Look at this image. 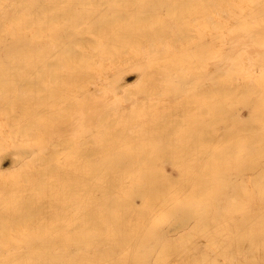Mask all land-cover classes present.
Masks as SVG:
<instances>
[{"label": "rangeland", "instance_id": "rangeland-1", "mask_svg": "<svg viewBox=\"0 0 264 264\" xmlns=\"http://www.w3.org/2000/svg\"><path fill=\"white\" fill-rule=\"evenodd\" d=\"M18 1L4 4L8 19L23 14L36 24L46 18L40 6L70 21L77 2ZM85 3L78 10L84 21L109 16L118 38L140 53H42L40 67L37 53L1 51L0 79L12 83L0 86L2 133L8 146L16 142L14 151L36 148H20L30 153L18 159L1 133L0 150L15 165L0 163V264H264V58L251 60L261 67H240L231 53L198 51L209 5L243 11L252 24L264 16V0H110L106 11ZM182 24L194 43L174 45L175 53L151 49L180 38ZM150 64L160 65L161 72L153 68L160 79L140 73ZM205 65L213 66L210 75ZM109 68L110 78L128 72L117 102L118 81L103 98ZM59 72L67 76L62 84ZM140 86L150 94L129 93ZM100 94L101 108L89 113ZM63 118L72 119L70 136L48 140Z\"/></svg>", "mask_w": 264, "mask_h": 264}, {"label": "bare ground", "instance_id": "bare-ground-1", "mask_svg": "<svg viewBox=\"0 0 264 264\" xmlns=\"http://www.w3.org/2000/svg\"><path fill=\"white\" fill-rule=\"evenodd\" d=\"M33 1H35V0H19L17 4L21 5L22 2L26 3V2H33ZM94 1L98 2L99 5L102 6V10L106 11L110 7V0H94ZM6 2H11V0H0V54H2L1 51H3L4 49L7 50L9 48H17L18 50L16 53H37L36 55L39 58L38 59L39 66L43 67L42 53H65L66 56H68V57H75L79 53H140L139 49H138L139 46L129 47V46L125 45V43L123 42V40H121V38H118V35H117L118 23L115 20L111 19L109 16L104 18L103 19L104 21H102V23H97V21H98L97 19H89V20H87V22L83 20V18L79 15L78 10H80L79 6H81V7L83 5L89 6L87 3H85V2H88V0H79V1L77 0V2H75L76 4L74 6L69 7L68 10L72 14V19L70 21H68L66 18V12L65 13H55V14L49 16L50 15V13H49L50 7L48 5L40 6V8H41L40 10L43 12V14L46 16V18H45V21L43 23H38V24H36L35 22H32L29 18L25 17L23 14L12 16V18L9 20L8 19L9 15L6 13V7L4 6V4ZM235 8L239 9L240 12L243 10V8L241 6H237ZM208 9L210 10V13L207 14L209 20L204 22L206 27H204L202 30L201 44L198 47V51L200 53H213V54L218 53L217 56H219L220 58L227 57L231 53L232 57H234V59L236 60L237 64H239L240 67H247V66H249V64L255 63V60L259 57L264 58V16H262L261 20H258L256 22L250 24L244 18V15L242 14L243 11H242V13L235 15L233 13H228V11L225 9L224 6L213 7V6L209 5ZM230 16L237 17V19L235 21H232V22L227 21L225 19V17H230ZM181 26H182V28H181L182 30H181L180 38L175 39V36H173L175 40H172L171 42H167V43H166L165 39L162 38L159 41H157L156 43L149 44L151 49L154 48L156 45L160 44L161 48H164L165 53H175L173 51L174 45H178V46H181L183 48H186L188 45L194 43L195 42V37H194L195 34H194V31H192V28L190 26L184 25V24H182ZM50 35H52V36H50ZM57 36H61V37H57ZM52 38H54V39H52ZM50 41L54 42L52 44V46L49 44ZM185 44H188V45L184 46ZM254 56H256V57H254ZM123 57H125V56H122L120 59H122ZM253 57L255 58V60H254V62H251V60H253ZM160 58H162V57H160ZM218 59H216V60L219 61ZM223 59H225V58H223ZM127 60L130 61V59H127ZM111 61H113V60H111ZM225 61H227V60H225ZM114 62H115V60L113 61V64H114ZM122 62L125 65L124 59L121 60V64H122ZM145 62H146V60H145ZM147 62H148V60H147ZM230 62L232 64V61H230ZM260 62H262V61H260ZM207 63L212 65L213 63H216V62H213V63L207 62ZM256 63L259 64L258 61ZM56 64L58 66H63L64 62L59 61ZM105 64L109 65L110 63L106 62ZM228 64H230V63H228ZM257 64H255V65H257ZM150 65L151 66H149L148 69L145 70V68H144V70L142 69L143 72L140 71V73H144L142 75L148 76L152 72L154 74V76L152 74H151L152 77H151V75H149L150 79L152 80V78H155L158 80V78H159L158 75L161 74V73L157 74L158 71L160 70V65H158L159 67H157L156 65L153 66L152 64H150ZM233 65H234V61H233ZM251 65H253L255 67L254 64H251ZM207 66H209V65H205V67H207ZM225 66H227V65H224V68H225ZM258 66H260V64L257 65L256 68ZM195 67H196V65H195ZM210 67H213V66H209L208 69L205 68L207 74L209 73L207 71H210V69H209ZM262 67H264V65H262ZM110 68L107 71H104V74H108V75H104V74L102 75V78H103V76H106V78L104 77V80L106 79L105 80L106 84L105 83H104L105 85L103 84V86H105V87H103V89L105 88V90H103L101 88V91L102 90L105 91L103 93V98H104L105 93L108 92L107 89L109 91H111L110 86L112 87V84L114 82L118 81V83L117 82L114 83V85H115V87L113 86L114 89L112 87V90H116L115 93L117 92L115 94L116 96H118V99L116 98V102H117V101H119L120 96H121L119 94V92H120L119 89H122L120 86L118 87V85H121L123 87L122 84L125 83V81H123V83L120 81V79H121L120 77L123 76L122 78H125L126 75L128 77V74H127L128 72L126 71L127 69H125L124 72H122V76H120V74L118 73L117 75H114L113 78L112 77L110 78L109 74H111L113 72V71L112 72L110 71ZM141 68H143V67H141ZM153 68L158 70L157 73L155 70H153ZM256 68H255V70H256ZM101 69L102 68H100L99 70L102 71L101 73H103V69L102 70ZM260 71L264 72V71H262V69ZM159 72H161V71H159ZM204 72L205 71L200 73V71H199L198 73L202 74V75L199 74L200 76L198 74H197L198 75L197 76L195 73H194V75L197 76L198 78H200L201 80H203L205 78H208V75H210V74L207 75ZM133 73L134 74H132V72L129 73V76H132V75L134 76L136 74L135 72H133ZM203 73L205 75H207V77L203 76L204 75ZM252 73H253V71H252ZM56 74H58V75H55L56 81L60 84H62V82H64V79L67 78V76L65 74H62L60 72L56 73ZM155 74H157V76ZM162 75H163V71H162ZM169 76L170 75H168V77ZM190 76L192 77V75H190ZM190 76H189V79L191 78ZM247 76H250V75H247ZM134 77L136 78V76H134ZM134 77H133V80L135 79ZM149 77H147V78H149ZM201 77H204V78H201ZM143 78H145V77H143ZM92 79H93V76H92ZM99 80L102 83V79L100 78ZM110 82H111V84H110ZM128 82H129V80H128ZM35 83H37V82L32 80V81L27 82V84L23 83L24 85L22 84V87H30V86L34 85ZM1 85L6 87L7 89L12 87V83L6 78L0 79V86ZM253 85L254 84L251 83L250 86H253ZM255 85H254V87H255ZM256 86H258V85H256ZM259 87L260 86L257 87L258 91H259ZM76 88H77V85H76ZM139 89H137V90L134 89L135 91L132 89L133 90L132 91L130 88V90L132 92L129 91V93L133 94L135 92L139 93V91L140 92L145 91V90H143V87L141 89V86ZM212 89H216V88H212ZM128 90L129 89L126 88V90H125V88H124L123 92L124 93L128 92ZM209 90H211V89H209ZM243 90L246 91L245 88ZM150 92H148V93L143 92V93L145 95V94H150ZM128 94H126V95H128ZM124 95H123V97H124ZM207 95H209V94L207 93ZM99 97H102L101 94H100V96L98 95V97H96V99H95L96 102L92 101V99H91V102H93V105H91L89 113L90 112L92 113V111L94 109L98 108V105H99L98 100L99 99H100V101L101 100L103 101V99H101ZM93 100H94V98H93ZM125 100H127V99L125 98ZM91 102H90V104H91ZM103 106H104V104H103ZM134 106H136V105H134ZM139 107H140V105H139ZM100 108H98V109H100ZM86 110L84 111V113L81 112L78 114H80V116H82L81 115L82 113H83V115L86 114V112H87ZM80 111H82V108ZM88 114H86L87 116L86 115L83 116V122L85 120V118H84L85 116L89 117ZM128 116H130V115H128ZM79 119H81V118L79 117ZM85 121H87V119ZM71 122H72V119L70 120L69 118H63V119H59L58 121H56V123H54L53 126L51 125L49 130L46 132V136L49 138L48 140H52V142H53V140H55L58 137H59V139L60 138L62 139L63 138L62 136L65 133L66 134L64 136L67 135L66 137H69L70 136L69 134H71L70 133L71 130L74 128V127L71 128V125H70ZM74 123H76V121ZM1 124L4 125V123H1ZM1 124H0V135L2 132H6L5 125H4L5 129H4V127L1 126ZM19 125L20 124H18V126ZM22 126H24V124ZM1 128H2V130H1ZM83 128L80 130H83ZM7 131H9V130L7 129ZM67 131H68V133H67ZM5 134L8 135V137H7L8 140L6 139L8 142L4 139V138H6ZM5 134L2 133L4 138H2L3 137L2 135L0 136V138H2L4 141L7 142V143H5L2 140L3 143H5L4 146L6 147V150L8 148V151H9L11 148L13 150L12 152H15V151L17 152L16 155H18V154L20 155V153H21L20 148H22V150H21L22 152L25 151L24 150L25 148L23 149V147L28 148V150L27 149L26 150L30 151V152L34 147L36 148V145L35 146L32 145V148L28 147V145L27 146L24 145V146H22L19 149H16L14 151V149L12 147L15 146V148H16V142H15V145H11L12 147L8 146V145H10V144H8L10 136L8 133H5ZM18 136H20V134ZM53 138H55V139H53ZM22 139H24V138H22ZM44 140L47 141V139H44ZM11 141H13V140L11 139L10 143H12ZM13 143H14V141H13ZM0 146H2V148L4 147L2 143L0 144ZM19 146H17V147H19ZM39 146H40V144H39ZM29 148L31 150H29ZM1 150H0V163L1 162L8 163L10 161V158H12L11 152L3 151V150L1 151ZM18 150H19V152H18ZM30 152H27V154ZM47 153L48 152H46V154ZM50 153H52V152H50ZM23 154H24V156L21 153L22 157L20 155V156H17V158L19 157L18 159H20V158L23 159L27 155L26 153H23ZM14 156H15V154H14ZM41 156H42V154H41ZM47 156H45V157H47ZM14 158L17 160L16 161V163H17L19 160L16 158V156ZM45 159H47V158H45ZM12 160H13V158H12ZM13 162L12 163L9 162V163H11L13 166V164L15 163V162L14 163ZM10 165H9V167H10ZM5 168L4 167L1 168V166H0V170L1 169L4 170ZM8 172H9V170H8ZM12 172H14V171H12ZM7 174L11 175V172H9ZM3 177H4V175H3ZM232 188H234V186ZM141 190H142V188H141ZM0 227H2V226H0Z\"/></svg>", "mask_w": 264, "mask_h": 264}]
</instances>
